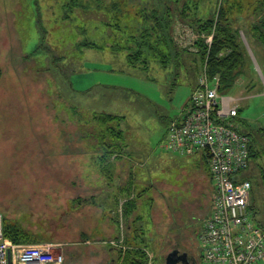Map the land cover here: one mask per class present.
I'll return each mask as SVG.
<instances>
[{
    "label": "rangeland",
    "instance_id": "1",
    "mask_svg": "<svg viewBox=\"0 0 264 264\" xmlns=\"http://www.w3.org/2000/svg\"><path fill=\"white\" fill-rule=\"evenodd\" d=\"M73 1L0 0V212L7 224L28 234L23 244H62L67 264L120 263L131 247L144 245L141 240L149 242L154 264H166L173 251L187 252L204 264L199 232L210 214L212 199L207 164L180 161L183 158L167 153L162 146L168 126L182 113L176 94L188 89V83L181 77L173 88L174 75L155 62L146 74L129 69L126 54L114 55L110 49L114 38L117 43L120 40L114 27L124 21L120 9L127 6L133 16L143 17L159 11L160 2L150 0L145 7V0H85L83 6L70 8ZM195 1L206 14L221 4V0ZM251 1L253 5L234 22V28L240 29L253 66L231 90L221 94L236 100L240 113L232 123L240 132L256 137L260 149L264 147L258 132L264 129V47L249 43L246 36L250 38L251 29L263 19L255 17L253 10L264 13V7ZM116 3L119 9L113 8ZM173 4L171 0V9L176 7ZM136 6L141 14L134 12ZM127 19L123 26L136 32L133 17ZM176 22L170 36L179 49H189L192 56L201 37L188 22L179 17ZM213 36L202 38L209 46ZM83 39L105 46L104 50L78 48ZM28 56L34 57L26 59ZM71 81L76 94L69 87ZM31 97L40 103L38 107L28 104ZM102 109L123 116L121 127L116 123L111 127L123 130L134 146L159 162L149 174L154 191L148 198L155 199L139 204L143 223L141 219L133 225L135 234L129 229L132 222L123 214L125 238H132L125 239V251L111 243L120 241L118 203L123 197L110 187L108 175V184L104 180L101 168L95 165L97 155L87 156L98 151L93 133L103 131L93 122L91 110ZM47 158L57 161L45 164ZM152 163L149 159L143 162L140 173L151 169ZM260 166H264V157L254 159L247 172L255 183L253 216L264 223ZM157 193L161 201L156 200ZM148 203L152 205L145 207Z\"/></svg>",
    "mask_w": 264,
    "mask_h": 264
},
{
    "label": "trees",
    "instance_id": "2",
    "mask_svg": "<svg viewBox=\"0 0 264 264\" xmlns=\"http://www.w3.org/2000/svg\"><path fill=\"white\" fill-rule=\"evenodd\" d=\"M82 1L86 2L85 0H74L68 6L70 8L83 6ZM134 1L135 0H132L133 3ZM257 1H259L261 6L264 7V0ZM148 2H150V0H145V2L141 4L145 7H148ZM156 2H160V10H152L143 17L133 16L134 14L132 15L130 12H128L129 10L127 11V9H125L127 6H124L123 9H120V17H124V21L121 22L125 24L126 18L129 19L133 17L135 25H137L138 28L135 30L136 32H130L128 28L126 30L122 23H117L115 24L116 26L113 25L116 27L115 29L120 32V40H118L119 43H117L114 38V43L110 45V49L114 55H118L121 52L126 54L125 62L127 68H132L134 71L146 74L153 69L154 66H152V64L155 62L156 65L160 64V67L168 71L170 75H174V79L171 83L173 88H177L179 78L184 77L193 93L198 86L199 75L207 64V70L210 76L220 77L219 90L221 93H224L225 91L231 90L236 85L237 80L245 75L246 69L248 67L253 66L252 61L249 60L247 50L243 47L241 42L240 29L234 28V22L236 20H241L246 8L253 5L251 0H221L219 8L216 10L215 5V9L211 10L210 8L208 14L201 13L204 12V9H202L195 0H185V3H180L182 2L181 0H172L176 6L175 9H171L170 7L171 0H157ZM119 6V3H116L114 4L113 8L119 9ZM135 11H137L136 14H141L137 6L134 12ZM177 13H179V16ZM252 14L255 17L262 16L263 19H261L254 26V29H251L252 33L250 38L248 35L246 36L245 32L244 34L249 43H257L264 47V13H262V10L256 8V10H253ZM178 17L181 21L185 23L188 22L189 24L186 25H189L194 30H196L201 37V40H199V42L194 45L196 53L192 56L189 53V49H179L178 46L175 45L172 36H170L172 33L171 28H173L177 23L176 21L178 20ZM234 17L237 18L235 19ZM139 25H143L145 27L143 31V26L140 27ZM110 26L111 25H109V27ZM212 34L214 35L213 41L212 45L209 47L202 36L208 37ZM77 47L80 49L94 48L97 50H104L105 46L96 45L93 42H88L83 39L82 41L78 42ZM32 57L28 56L26 59ZM55 59L58 61L57 58ZM188 60L191 64L189 66ZM69 83V87L73 90L72 81ZM34 97L30 98L28 104L31 103L33 106L38 107L40 103L35 99L37 97ZM92 117L93 122L103 130L98 135L93 133V136H96L95 139L98 140L97 152L100 154L98 157V162L100 164L101 173L104 174V171H106L105 169L107 168L106 164L109 161L111 162L115 160L116 157H119V155L124 152L122 147L124 131L120 129L118 130L115 127H111V123H116L117 127H121L120 122H122L124 118L122 116L113 114H96ZM258 132L264 138V129H258ZM248 135L252 139L250 166L248 169L249 172L254 159H261L264 157V147L258 149L255 140L256 137H252L250 133H248ZM108 139L111 141V143H109ZM201 158L202 161L207 164L206 166L210 176L209 180L212 185L208 158L205 153H203ZM47 159L48 160L45 161V164L53 165V162L57 161L56 159ZM28 166L32 167L31 163H29ZM60 168L62 169V166ZM248 172L247 178L252 181L254 190V177L252 178V175H249ZM258 177L259 182L264 185V166H260ZM132 192L129 194L123 192V194L121 193L120 196L123 198H129L124 206V216L126 218H128L130 215H133L134 213L132 214V212L134 210L135 212L137 211L136 203L140 201L139 198H141V193H143H140L138 190V196H135V194L133 196ZM251 209H253V204H251ZM141 219L142 217H138L134 223H138L137 221H140ZM129 227H131V224ZM4 232L6 237L16 244H23V241L28 239L26 237V235H28L26 232H24L22 229H18L17 226H10L7 224L5 217ZM137 237L135 238L136 241ZM131 239L132 238L129 237L126 238V240L129 241H131ZM143 241L145 242L144 245L131 247L128 253H126V257L124 258L123 262L121 261L118 263L146 264L149 258L148 254L152 255V251L149 250V242L147 240V242L145 240H141V242ZM119 256H122V254Z\"/></svg>",
    "mask_w": 264,
    "mask_h": 264
},
{
    "label": "built area",
    "instance_id": "3",
    "mask_svg": "<svg viewBox=\"0 0 264 264\" xmlns=\"http://www.w3.org/2000/svg\"><path fill=\"white\" fill-rule=\"evenodd\" d=\"M219 84L220 77H211L206 64L189 108L181 120L169 125L163 147L180 156L203 152L208 158L213 193L210 214L199 232L203 263L264 264V223L253 216V183L244 175L250 166L252 139L232 123L239 116V105L221 94ZM127 201H119L120 241L111 242L124 251ZM148 256L146 264H154L153 256ZM0 264H67V258L62 244L14 243L5 235L0 213Z\"/></svg>",
    "mask_w": 264,
    "mask_h": 264
},
{
    "label": "crops",
    "instance_id": "4",
    "mask_svg": "<svg viewBox=\"0 0 264 264\" xmlns=\"http://www.w3.org/2000/svg\"><path fill=\"white\" fill-rule=\"evenodd\" d=\"M73 86V84H72ZM72 92H74V94H76L75 92H78L74 89ZM105 92V91H104ZM192 94V89L189 87L188 89H179L177 94H176V100H177V104L179 107H181L182 113L180 116H177L176 119L181 120L184 116V114L186 113L187 109L190 106V95ZM105 109L102 110H98V111H94L91 110L92 115H96V114H106V112H104ZM119 116V115H118ZM123 117V116H122ZM124 118V117H123ZM122 124V123H121ZM169 127V126H168ZM168 130V128H167ZM167 136V132L165 135V138L163 140V143L166 139ZM163 146V144H162ZM123 153L121 155H119V157H116L115 160L113 161H109L106 165L107 168L105 169V173H104V180H106L107 184L109 182L108 178L110 179L111 185L110 187H113L114 191H118V193H133V196L135 194V196H138V190L143 193H141V198H139V202L136 203V207H137V211L135 212V210L132 212L133 215H130L128 217V220L131 221V227H129L131 232H134L133 234H135L137 232V230H135V228L133 227V225H135V221L136 219H138V217L140 216L139 210L138 208L141 207V203H147V202H152V200H154V196H152L151 198H148V194L149 192L152 193L154 191V189L152 190V185L154 183L153 179H152V175H149L151 171H153V169L155 168V166L159 163L156 162L157 159H154V156L150 155V153H148V151L144 150L143 151L141 149H138L136 146H134L129 138L127 133H124V140H123ZM168 153V152H167ZM171 154V153H170ZM174 154V153H173ZM89 155H97V161H95V165L100 167V164L98 162V157H99V152H88L87 156ZM178 155V154H175ZM203 155V152L201 153H197L195 155H190V156H180L181 159L180 161H193L194 163H199L202 161L201 156ZM147 159L149 160H153V165L152 168L144 173H140V168H144L143 167V162L146 161L147 163ZM174 161V160H172ZM179 161V159L177 160ZM203 163H205L203 161ZM146 167H148L146 165ZM108 175V178H107ZM145 186H148V188L144 191V189L146 188ZM110 189V188H109ZM157 191V188H155ZM126 198V197H125ZM160 197L157 193L156 195V200H159ZM161 201V199H160ZM148 203L146 206L152 205ZM148 208V207H147ZM143 218V217H142ZM207 218V217H206ZM139 223V220L137 221ZM141 223H143V219L141 221ZM133 227V228H132ZM130 232V233H131ZM116 262V263H115ZM111 264H119L116 260H113L111 262Z\"/></svg>",
    "mask_w": 264,
    "mask_h": 264
},
{
    "label": "flooded vegetation",
    "instance_id": "5",
    "mask_svg": "<svg viewBox=\"0 0 264 264\" xmlns=\"http://www.w3.org/2000/svg\"><path fill=\"white\" fill-rule=\"evenodd\" d=\"M174 252V251H173ZM178 263L177 264H200L196 256L190 255L187 252H178Z\"/></svg>",
    "mask_w": 264,
    "mask_h": 264
},
{
    "label": "water",
    "instance_id": "6",
    "mask_svg": "<svg viewBox=\"0 0 264 264\" xmlns=\"http://www.w3.org/2000/svg\"><path fill=\"white\" fill-rule=\"evenodd\" d=\"M178 252H171L166 258V264H177L178 263Z\"/></svg>",
    "mask_w": 264,
    "mask_h": 264
}]
</instances>
